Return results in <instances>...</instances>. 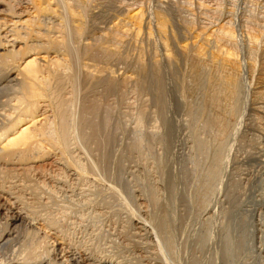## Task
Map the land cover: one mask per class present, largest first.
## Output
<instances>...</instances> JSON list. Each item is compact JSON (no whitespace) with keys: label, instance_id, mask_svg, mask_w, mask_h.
Returning <instances> with one entry per match:
<instances>
[{"label":"bare ground","instance_id":"6f19581e","mask_svg":"<svg viewBox=\"0 0 264 264\" xmlns=\"http://www.w3.org/2000/svg\"><path fill=\"white\" fill-rule=\"evenodd\" d=\"M98 1L0 0V188L5 189L3 191L9 194L15 203L19 202L21 205L19 208L7 207L5 212L0 207L1 260L7 254L6 261L9 262L7 264H58L55 261L56 253L52 262L46 261L48 252L44 241L48 238L47 233L44 234L43 240H40V230L35 229L31 223L34 220H43L42 229H57V225L55 226L57 220L53 219L51 212L45 211V200L49 198L46 199L47 190L44 193L39 191L43 185L61 191L64 198L79 197L82 205L90 203L100 206L101 203H106L111 209L121 210L120 204H123L129 212L132 211L130 206L134 195L130 189L131 193L127 192V185L121 182L119 156L111 150L112 146L109 147L110 140L113 143L111 137L113 133L109 132V129L111 128V131L114 127L107 128L109 123L106 122L107 111L103 112L101 109L104 108L105 95L100 91L103 86L105 94L111 93L116 87L117 90L120 89L118 85L121 82L122 87L125 83L131 84L135 87L134 91L137 89L136 92L150 91L161 119L165 95L158 56L166 60L169 69H175L177 64L179 65L176 62L179 59L176 60V55L180 54L181 60L189 62L188 72H191L189 74L195 82L199 80L205 82L203 94L206 96L205 101H202L205 103L199 104L203 106L200 108L198 118L200 120H196L198 124L191 122L193 126L190 125L193 127V135L190 138L188 152L192 151L189 154L193 158L190 159V162L193 160L192 166L190 164L191 168H188L185 166L186 163L184 166L179 165L178 174L170 183L176 191L173 196L174 202L179 204L182 213L177 219L178 223L175 221L177 225L175 226V223L171 225L167 210L159 202L156 193L153 192L156 197L152 198L148 189L139 184L140 186L135 187H138L140 199L148 204L150 202V208L149 205L146 208L153 229L148 231L147 222L141 218L135 219L136 228L139 229L142 239L157 240V256L165 262L169 260L171 264H180L175 257L168 256L173 253L178 237L183 235H186L183 236L186 238L187 235L190 236L188 238L192 237L194 240L192 252H198L201 258H204L206 251L209 252L208 250L213 247L214 256L210 254L213 260L209 259L207 263L206 257L204 259L206 264H215L214 260L216 264H264V28L250 31L245 28L246 32H243L247 41L245 43L249 45L248 52L253 54V57L249 55L248 67L251 83L253 82V93L258 92L259 96L250 109H254L261 119L263 131L260 144L263 149L256 153L254 151L249 153L246 150L240 158L233 156L232 159L229 155L230 145L236 137L237 126L242 122L240 120L244 114L242 108L244 70L242 71V63L235 46L237 36L228 22L222 21L214 26L198 28L183 25L185 40L178 41L176 39L178 34L174 33L171 20L163 9L148 10L143 6L149 0H131L138 6H128L125 10L122 7L123 13L120 16L118 13L119 17L106 27L95 29L97 27L92 28L93 24L90 21L93 9L100 6ZM142 2L144 3L139 5ZM148 47L151 48L149 51H153L152 61L149 63L146 62L147 59L145 60ZM173 48L179 54L175 55ZM128 58L136 62L132 61L135 63L133 65H136L134 69L128 70L124 67L126 69L123 70L121 67L123 70L121 74H116L120 68L116 70L117 67H114L117 65L113 62L120 60L123 65ZM182 64L185 69L187 66L185 63ZM196 86L198 90L199 87L195 84ZM187 87L189 89V85ZM110 93L106 95V99L112 95ZM199 93L203 95L202 92ZM99 95H104V100H101L103 104L98 98ZM180 97L185 98L181 95ZM185 100L187 102V99ZM199 106L196 107L199 109ZM192 107L193 105L189 107V117L193 115L190 114ZM143 114L145 117V113ZM142 115L141 117L140 114L137 115L140 119L136 118L138 120L136 123L146 120ZM113 126L116 127V124ZM144 136L143 140L134 137L138 140L135 142L138 145V142L140 145L142 142L148 146L151 138ZM123 144L129 145L127 150L130 148L127 142ZM142 147L143 145L140 149ZM127 150H122L126 151L125 155L131 151ZM137 152L141 151L137 149ZM135 154L137 155L136 152ZM50 156L54 157L58 170L52 175L47 172V179H43L45 174L38 171L37 176L32 164ZM144 158L142 157V160ZM189 158L186 159L189 161ZM231 163L232 168L229 169ZM233 171L237 179L231 175ZM159 178L155 182H160ZM40 182H44L41 187ZM221 191L223 199L218 202L215 196L218 194L219 199ZM217 205L222 220L220 235L218 239L211 241L208 227L215 219ZM41 208H44V212ZM202 221L197 235L191 234L194 230H189L190 223L194 225ZM208 241L212 244H209L210 248L207 250ZM43 242L44 247L41 245ZM40 245L45 248V251L42 250L43 254L38 250ZM79 258L75 253H71L70 264H82ZM120 260L114 261L116 264H123L125 261L121 258ZM194 260L192 259V264Z\"/></svg>","mask_w":264,"mask_h":264},{"label":"rangeland","instance_id":"374dc122","mask_svg":"<svg viewBox=\"0 0 264 264\" xmlns=\"http://www.w3.org/2000/svg\"><path fill=\"white\" fill-rule=\"evenodd\" d=\"M98 2L100 3V6H99L100 8L97 7V9L96 8L93 9V12H92L93 15L91 16V21H90V23L93 24V25H91L92 28L97 27L95 29H101V28H104L107 25H109L113 20H115L117 17H119L121 13H123L122 10L123 9L125 10L126 7L138 6L137 4H134L131 0H127V1L126 0H99ZM125 2H127V3H125ZM144 2H142L141 4L139 3V5H142ZM122 4H124V5L122 6ZM144 4H146V5H144L143 7H146V9H148V10L153 11V8H154V10H158V9L162 10L163 9V11L169 16V19L171 20V25H172V29H173L174 33L178 34V35L175 34V35H177L176 39H178V41L185 40V34L183 32L184 31L183 25H190L192 27L198 28L200 26L202 27V26H207V25L208 26L209 25L214 26L216 24L221 23L222 21L228 22L229 26H231V28L235 32V36H237V37H235V39H236L235 46L237 48V52H238V55L240 56V60L242 63V71L244 70L242 72V85H243L242 89L244 90V91H242V94H243L242 95V97H243L242 101L244 104L242 106V108L244 110V114H243L242 120H240L242 122H239V124H238L239 126H237V134L239 136L237 134L235 135L240 140L238 141V139L235 137L236 140L234 139L235 141L233 140V143L230 145L231 146L230 147V153L231 154H229V155L233 159L236 156L237 157L239 156L238 158H240L242 153L246 152V150L249 153L253 152V151L255 153L258 151L261 152L260 149H263L262 144H260L261 138H262V131H263L261 119L258 116V114L255 112L254 109H250V107L253 106V103L257 100L259 93L258 92L253 93V91H254L252 89V86H253L252 83L253 82L251 83L252 79L250 77V70L248 67L249 55H251L253 57V54H250V52H248L250 49H249V47H247L248 44L245 43L247 41L245 39L246 38L245 33H243V32L244 31L246 32L247 29H249L247 31H250L251 29L254 30V29L264 28V24H263L264 23V0H168V1L167 0H149L148 2H145ZM122 7H123V9H122ZM204 7H206V8H204ZM118 13H119V16H118ZM252 26L253 27L255 26V27L253 28ZM245 28H246V30H245ZM179 39H181V40H179ZM147 49H148L147 50L148 53H147V56L145 57V60L147 59L148 61L146 60V62L149 63L150 61H152L153 56L151 54L153 53V51L152 52L149 51L151 49L149 47ZM159 51H160V47H158V52ZM173 52L175 53V55L179 54L176 49L174 50V48H173ZM148 54L150 57L148 56ZM179 56L181 57L180 54L176 55V57H177L176 60L179 58L178 59L179 62H178V60L176 62L179 63V65H181V66H179L177 64L175 69H169L168 68L169 66H167L166 60H164L163 57L158 56V59H159L158 63H159V66H161V73H162V75H160V76H161V78H163L162 79L163 83H164L163 84V91H164V95L166 96V97L164 96L165 103H166V104L164 103V105H165L164 110L165 111L164 110L162 111L163 113H162L161 119L158 116L159 110H156L158 108L153 101V96L150 93V91L141 92L142 93V95H141L140 92H136L137 89L134 91L135 87L132 86L131 84L129 85V83H125V86H123L125 88H123L122 87L123 84L121 82V84H119L121 86L118 85V88H120V89H118L119 91L117 90V87L115 88V90H117V92H115V90H112L115 92L114 93L115 95L113 94L112 91H111V93L107 92V94H109V93L112 94V95L108 96L109 99H106L107 94H105L106 92L104 91V89L102 90V88H103V86H102L100 93L101 94L103 93L105 95L104 99H105L106 104H105V102L103 104V101L101 102L104 95L100 96L101 95L100 94L98 97L100 99L101 104L104 105L103 106L104 108H101L102 111L103 112H104V110L107 111V113H105V114H107V117H108L106 122L110 123V126H109V123L107 124L108 125L107 128L109 129V127H114V129H115L114 130L112 128V130H114V132L112 130L110 131L111 128L109 129V132L113 133V135L111 134L113 143H111V140H110V146L109 147L112 146V149L111 148L110 149L115 154H118V156H119V162L121 163L120 169H119V171L121 170L120 171L121 172L120 180L122 179L121 182L124 185L125 184L127 185V186L125 185L126 187H128L127 192L129 191V193H131V191H132L131 194L134 195L133 199L131 201L132 204L130 206L132 208L131 212H129L123 204H120L121 210H120V208H118L116 210L113 208L111 209L106 203H104V204H106L109 207V209H107L108 207H106V205H105V207H103L104 204H102V203H101L102 205L100 204V206L99 205L96 206V205H93L90 203H84L85 205L84 204L82 205V203H80L81 201H79V197L78 198H76L77 196L72 197L73 199H69V198L67 199L66 197L64 198L61 191H58L57 189H54L51 187H48V188L43 187L44 182L39 183V186L41 184L43 185V186L41 185L42 187L40 186L41 190H39V191L44 193L47 190V193L45 192L47 197L46 196L45 197H46V199L49 198V199L45 200L46 204L44 203L46 205L45 211L51 212L53 219L57 220L56 221L57 224H55V226L57 225L56 226L57 229H42L43 224H44L43 220H40V221L34 220L31 222L34 224L33 227L35 229L40 230L39 231L40 238H41L40 240H43L44 234L47 233L48 238L44 241V242H46V245L44 242L41 244L43 247H44V245L46 246L45 247V248H47L46 251L49 254V255L46 254V257H45L46 261L48 260V261L52 262L53 261L52 259L54 257L53 255H55V253H56V259H55L56 263H58V264H70L71 262L69 261V255L71 253H75L76 257H80L79 260L82 261V264L83 263L87 264L88 262L89 263L97 262L98 264H114L115 263L114 260L119 262V261H121L120 258L123 260L125 259V261H124L125 263L123 262V264H171V263H169L170 262L169 260H167V262H165L164 259L162 260L161 257L157 256L158 242L155 238L142 239L140 237L139 229L136 228L137 226H136V220L135 219L141 218L142 220H145L148 224L147 225L148 231H152L153 228H152V223H150L151 220L149 218L148 210L146 208L148 205L150 208V202L148 204V202H145V200L140 199L141 196L139 195V192L137 191L138 187H135V186H138L139 184H143V186L148 189V192L150 193L152 198L156 197V195H157L159 202L165 208V210H167L166 213L169 216L168 217L169 221L171 219V221H170L171 225H173L175 223V221H176V223H178L177 219H178V217H180V215L182 213L181 212L182 209H180L181 207L179 206V204L177 205L176 202H174L173 196H174V193L176 191H175V189H173V186L170 183H171L172 178L178 174V169L180 166H184L183 164H185V163H186L185 166L187 165L188 168H191L190 166H192L193 160L191 161L192 163L190 162L192 155L189 156V154H191L192 151H189L190 153L188 152V150H190L189 149L190 138L193 135V127H192L193 124H191V122L192 123L195 122L198 124V121L200 120V119L198 120V118L200 116V110H201L200 108L203 106V105L199 106V104L202 101H205V98H206L205 94H203V92L205 93V90H204L205 89V82H203V80H202L203 83L200 80H199L200 82L199 81L195 82L193 77H191L192 75L189 74L191 72H188V71H190V69H188V67H190L189 62H187V61L185 62L184 61L185 59L181 60L182 57L180 58ZM148 57L150 60L148 59ZM130 59H131V63H130ZM132 61H134V59L128 58L127 62H129L130 64L126 62V64L123 63V65L121 63L122 61H120V60L114 61L113 63H115L117 65V66H115L113 64L115 66L114 68L117 67L116 70L119 68L121 69V70L120 69L117 70L118 72H116V74L122 72L126 68L128 70L129 69L133 70L134 69L133 67H135L136 65L134 66L133 63L135 61L134 62H132ZM116 62H118V64ZM180 62H181V64H180ZM119 63H121V65H119ZM165 63H166V65H165ZM182 63H185V66H187L185 69H183L184 64H182ZM130 65H132V67ZM258 65H259V63H258ZM121 67L123 68V70ZM124 67H126V68H124ZM176 69L178 70V72H175V71H177ZM183 70H185V72ZM182 72H184V73L181 74ZM120 74H118V75H120ZM188 76H190L191 78H188ZM190 80H191L192 85H190ZM183 82H185V83H183ZM186 83H188V84H186ZM199 83L202 86H200ZM178 84H180V85H178ZM183 84H186V85H183ZM195 84L198 85V87H199L198 90L196 89L197 86L195 87ZM126 85H129L130 88ZM181 85L185 86L184 89L187 87V85H189V89L187 87L186 91H184L183 86H181ZM190 86H192V88H190ZM127 87H128V89H126ZM200 87H201V89H200ZM202 87H203V89H202ZM179 89H180V92L183 90L181 93L185 92L184 93L185 96L179 92ZM190 89H191V91H188ZM99 90H100V88H99ZM198 91L202 92L203 97L201 96V93H199ZM186 93H188L187 95L191 96V97L188 98ZM180 95L182 97H185V98H183L184 100L180 97ZM181 99H182V101H181ZM185 99H187V102ZM191 99H193L194 101ZM122 101H124V102H122ZM107 103H109V104H107ZM117 103H118V105H116ZM145 103H147V104H145ZM202 103L204 104L205 102H202ZM186 104H187V106H186ZM126 105H127V107H126ZM192 105H193V107L190 110L191 111L190 114L194 115L196 113V111L198 110L197 113L195 114L196 115L195 117L193 115H191V117H189V114H188L189 113V107H191ZM195 105L197 107L199 106V109ZM195 108L197 109L196 111H195ZM111 110H113V112H110ZM138 111L139 112L144 111V112L139 113ZM193 111L195 113H193ZM143 113H145V117H144ZM139 114H140L139 117H141V115L143 114L142 117L146 119V120L143 119V121H142L143 123L139 122L141 125L138 122H137L138 124L136 123V120L138 119L137 115H139ZM197 114H198V116H197ZM108 115H110V116H108ZM194 118H196V119H194ZM190 119H192V120L190 121ZM193 120H195V121H193ZM196 120H198V121H196ZM112 121L116 122V123H113ZM117 122H118V124H117ZM115 124H116V127H119L121 129L116 130L117 128L115 126H113ZM135 124H136V126H135ZM118 125H121L122 127L118 126ZM190 125H192V126H190ZM190 129H192V131ZM119 132H121V133H119ZM116 133H117V135H116L117 137L115 136ZM137 133H139L140 136ZM189 134H191V135L189 136ZM143 136H144V138L149 136L151 139L149 137L148 138L152 141V142L150 141V144L151 143L152 144L151 145L149 144L150 146L149 145L145 146L144 143L141 142L143 147H142V149H140L142 145H140V142H138L140 145L139 146L136 143L138 140H136L135 138L139 137V140H141L140 138H142V140H143ZM151 136L152 137L154 136V138H152ZM163 136H164V138H162ZM133 138H134L135 144H133V140H132ZM159 138H160V140H159ZM207 138L209 139L208 136H207ZM152 139H154V140H152ZM135 140H136V142H135ZM123 141L127 142V144H130V142H132L131 144H133V145L130 144V148L132 147V149L134 151V148L137 147L136 151L133 152L132 149H130V148H128V150H127V147L129 145L128 146L124 145ZM136 144H137V146H134ZM145 144H146V141H145ZM138 146L140 148H138ZM120 148H121V150H120ZM125 149L127 150V152H129V150H131L132 153H131V151L129 153L132 154L133 156L129 155V153H128L129 156L127 154H126L127 155L126 156L125 155L126 151L125 152L122 151ZM137 149H138V151H141L143 153L139 152L140 153L139 154L137 152ZM243 149H245V150H243ZM135 152L137 153V155L135 154ZM121 153H124V154H121ZM119 154L123 155V157ZM138 154L139 155L142 154L140 156L141 159L139 158ZM149 155H151V156H149ZM142 157H145L144 160H142ZM231 157H230L231 161L229 160L230 162L233 161L231 159ZM186 158H189V161ZM121 161L123 162V164ZM134 163H135V165H134ZM139 164H141V165H139ZM32 165L35 167V172L37 173V176L39 175L38 171H39V173L41 172L42 174L43 173L45 174L44 175L45 178H43V179H47L46 177H47L48 173L49 174L51 173L50 175H52V174H55V172H57V170H58V168H56V167H58V165L56 162H54L53 156H50V157L45 158V159L40 160V161H36ZM229 165L230 164H228V166ZM10 166L11 165H9V166L7 165V167H10ZM228 166H227V169H228ZM230 168H232V163H231V166L229 167V169ZM229 169H228V172H229ZM36 173H34V175ZM231 175L235 176L234 171L231 173ZM235 177H236V179L238 178L237 176H235ZM157 178L160 179V182H155V180H157ZM152 189H154V191H152ZM3 190L5 191V189H3ZM3 190H2V188H0V207H1L3 212L6 211L7 207L8 208L9 207H11V208L21 207L19 202H18V204L15 203V200L13 198H11L9 196V194L5 193ZM153 192H155L156 195ZM215 198H217V200L216 199L215 200L218 202L220 200H222L223 199V192L222 191L219 192V199H218V194H216ZM51 199H53V200L51 201ZM108 199H109V197H108ZM91 205H92V208H91ZM152 206H153V204H152ZM130 207H129V209H130ZM218 207H219V205H217V212H216L215 219L212 220V222H213L212 225H210L208 227V232L210 233L211 241L218 239V237L220 235V228H221V221L222 220L220 219ZM43 209H42V212H44ZM64 217H66V218H64ZM176 223L174 224L175 226L177 225ZM191 224L192 223H190V225H189L190 229L189 228L188 229L191 231H193V230L194 231H193V233H191V232L190 233L191 234L195 233L194 235H197L198 230L201 228V226L203 224V221L198 222L197 224H194V225L193 224L191 225ZM195 225H196V227H195ZM57 236H59V237L61 236L63 240L60 239L61 237L58 238ZM183 236H186V235H183ZM183 236L178 237V240L176 241L177 245H175L173 253L172 254L170 253L168 258H174L175 257L179 261L180 264H192V259L193 260L195 259L194 260L195 262L193 261L194 264L196 262L198 264H200V262H202V261H203L202 263L205 262L204 264H206V260H204V259H206V257L208 258L207 263L209 262V259L213 260V258H212V256H214L213 247L210 248V245H209V244H212V242L209 243V241H208V244H207V245H209V247L207 246V250L210 248V250L212 252L210 250H208L210 253L206 251V253H205L206 255L204 256V258H201V255H199L198 252L197 253L192 252L193 241H194L192 239V237L188 238V237H190L189 235H187V238L183 237ZM47 241H49V242H47ZM73 243H74V245H73ZM41 245L38 249L39 252L41 250L40 253L45 251V248H42ZM42 250H44V251H42ZM113 255L115 257H113ZM194 256H196V257H194ZM0 257H1L0 258L1 264L9 263L6 261V259L8 258L7 254H5L3 256V260H1L2 256H0ZM209 257H211V258H209ZM95 258L96 259L98 258V259L96 260ZM201 259H202V261L199 262L198 260H201ZM215 261L216 260H214V263L216 264ZM120 264H122V263H120Z\"/></svg>","mask_w":264,"mask_h":264}]
</instances>
